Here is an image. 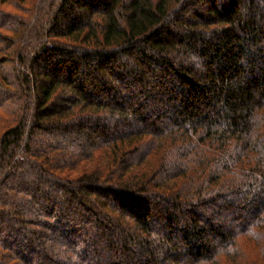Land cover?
I'll use <instances>...</instances> for the list:
<instances>
[{"label":"trees","instance_id":"obj_1","mask_svg":"<svg viewBox=\"0 0 264 264\" xmlns=\"http://www.w3.org/2000/svg\"><path fill=\"white\" fill-rule=\"evenodd\" d=\"M0 4V264H264V0Z\"/></svg>","mask_w":264,"mask_h":264},{"label":"clouds","instance_id":"obj_2","mask_svg":"<svg viewBox=\"0 0 264 264\" xmlns=\"http://www.w3.org/2000/svg\"><path fill=\"white\" fill-rule=\"evenodd\" d=\"M250 121L253 127L249 134V140L251 144L255 145L264 141V109H258L257 112L250 117ZM241 235L255 244L258 249L264 253V212H261L254 218L242 232H238L236 238L218 252V256L231 257L237 255L239 250L236 240H238Z\"/></svg>","mask_w":264,"mask_h":264},{"label":"rangeland","instance_id":"obj_3","mask_svg":"<svg viewBox=\"0 0 264 264\" xmlns=\"http://www.w3.org/2000/svg\"><path fill=\"white\" fill-rule=\"evenodd\" d=\"M0 7L3 8L4 10H6V11L14 12V9L11 6L7 5V4H4V5L0 4ZM4 127H5L4 124L2 122H0V136H1L2 132H3V130H4ZM185 259L186 258L183 257L182 260H185Z\"/></svg>","mask_w":264,"mask_h":264}]
</instances>
